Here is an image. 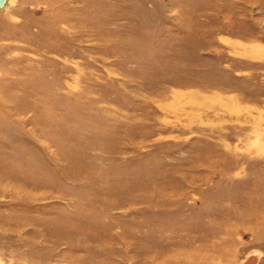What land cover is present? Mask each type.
Here are the masks:
<instances>
[{
	"label": "rangeland",
	"instance_id": "rangeland-1",
	"mask_svg": "<svg viewBox=\"0 0 264 264\" xmlns=\"http://www.w3.org/2000/svg\"><path fill=\"white\" fill-rule=\"evenodd\" d=\"M0 264H264V0H8Z\"/></svg>",
	"mask_w": 264,
	"mask_h": 264
},
{
	"label": "water",
	"instance_id": "water-1",
	"mask_svg": "<svg viewBox=\"0 0 264 264\" xmlns=\"http://www.w3.org/2000/svg\"><path fill=\"white\" fill-rule=\"evenodd\" d=\"M6 0H0V9L4 6Z\"/></svg>",
	"mask_w": 264,
	"mask_h": 264
},
{
	"label": "bare ground",
	"instance_id": "bare-ground-1",
	"mask_svg": "<svg viewBox=\"0 0 264 264\" xmlns=\"http://www.w3.org/2000/svg\"><path fill=\"white\" fill-rule=\"evenodd\" d=\"M7 4H8V0L5 1L4 6L0 10H2V9L4 10V8H6V6H7Z\"/></svg>",
	"mask_w": 264,
	"mask_h": 264
}]
</instances>
